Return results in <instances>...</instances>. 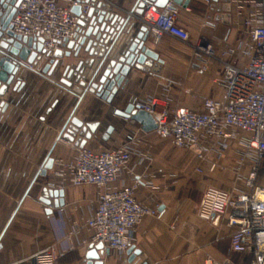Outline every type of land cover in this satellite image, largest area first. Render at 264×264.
<instances>
[{
  "label": "crops",
  "instance_id": "obj_1",
  "mask_svg": "<svg viewBox=\"0 0 264 264\" xmlns=\"http://www.w3.org/2000/svg\"><path fill=\"white\" fill-rule=\"evenodd\" d=\"M136 1L107 2L114 11L127 15ZM217 4L219 7L222 1L218 0ZM207 6L204 0H191L189 9H180L178 22L190 32L192 41L206 36L216 46L223 47L234 44L241 35L246 37L232 28L231 23L216 21L213 26H203ZM140 17L136 19L137 28L143 24ZM150 42L164 60L161 73H146L132 67L111 103L97 93L85 92L84 88L74 90L75 82L70 87L62 82L66 66L76 67L81 59L96 58L85 51V45L78 58H61L51 75L22 67L18 75L26 82L23 89L14 91L13 83L0 96V102L9 103L8 108L0 112V264H38L36 254L51 248L57 252L54 264H87L91 231L84 223L95 203L96 187H63L65 204L52 206L51 214L41 201L44 188L58 181L52 169L45 176L40 175L47 157L51 154L54 159H66L79 148L67 140H58L74 110L84 122H100L86 146L103 150L116 148L132 138L136 121L116 111L125 110L130 103L146 95L157 80L174 82L172 107L186 105L200 111L203 108L201 95L221 96L222 87L216 82L223 76L219 62H213L208 72H202L186 43L169 35L158 43L151 37ZM48 61L45 58L41 68ZM185 89L193 93H186ZM110 125L114 130L105 139ZM144 143V149L151 151L152 170L164 171L167 176L154 179L160 191L144 188L138 192V197L147 203L155 198L159 214L144 216L137 226L135 249L140 252L133 261L127 251L121 255L110 251L103 256V264H204L208 257L249 264V253L234 252L231 248V229L226 216L214 223L198 215L204 190L208 186L230 188L235 182L233 172L197 173L195 168L199 163L193 153L187 157L169 152L172 140L157 137L153 132L144 135ZM224 160L232 163L233 152H228ZM174 174L177 175L174 178L169 176ZM258 180L264 185V163ZM69 236L73 240L70 241ZM72 241L74 248L69 247Z\"/></svg>",
  "mask_w": 264,
  "mask_h": 264
},
{
  "label": "built area",
  "instance_id": "obj_2",
  "mask_svg": "<svg viewBox=\"0 0 264 264\" xmlns=\"http://www.w3.org/2000/svg\"><path fill=\"white\" fill-rule=\"evenodd\" d=\"M204 2L208 10L203 26H213L217 1ZM78 4V0H22L10 21L12 31L36 41L43 39L44 48L53 53L63 42L82 34L80 16L72 11ZM230 4L231 27L246 37L241 35L234 44L218 47L206 36L191 40L190 32L178 22L182 6L173 0L163 7L146 2L140 18L154 41L169 35L190 45L193 61L202 72L219 62L223 76L216 82L223 91L220 97L201 95L200 111L186 105L172 107L174 82L161 79L134 103L153 115L157 124L153 133L195 155L197 173L233 172L235 182L230 188L208 186L204 190L198 215L214 223L226 216L232 250L249 253V264H264V185L258 180L264 163V0H231ZM89 9V3L82 4L83 15ZM45 58L51 57L43 56L38 65L20 61L23 68L42 73ZM136 126L132 138L118 147H79L69 158L54 159L52 168L58 181L50 187H96L97 197L84 227L91 231V243H103L105 249L119 255L137 243L136 230L143 217L159 214L155 198L147 203L138 192L144 188L160 191L154 179L167 176L164 171L152 170L151 151L141 146L148 132L140 123ZM230 151L233 161L228 164L224 159ZM68 239L73 240L72 236ZM69 247H75L73 241ZM56 258L54 248L36 254L38 264H54ZM204 264L237 263L208 257Z\"/></svg>",
  "mask_w": 264,
  "mask_h": 264
},
{
  "label": "water",
  "instance_id": "obj_3",
  "mask_svg": "<svg viewBox=\"0 0 264 264\" xmlns=\"http://www.w3.org/2000/svg\"><path fill=\"white\" fill-rule=\"evenodd\" d=\"M163 7L169 0H137L131 13L122 15L114 11L107 0H78L79 4L72 7V11L80 16L82 34L76 40H67L62 43V48L53 53L43 46V39L36 41L32 37L15 34L10 21L22 0H0V96H3L8 87L14 83L13 90L21 91L26 82L19 74L22 67L21 59L35 65L45 57H51L42 69L43 73L51 75L57 68L59 61L64 57L78 58L82 47L90 56L96 58L81 59L76 67L66 66L62 82L69 87L77 83L74 90L97 93L107 102L111 103L119 88L123 86L125 78L132 67L146 73H161L164 60L159 52L151 47V35L145 25L137 28V20L143 13L146 2H153ZM179 6L189 7L191 0H173ZM218 1V0H215ZM216 15L217 21L231 23V0H221ZM89 3L87 15L82 14V4ZM223 12V13H222ZM134 19V20H133ZM137 19V20H136ZM63 47H67L65 51ZM33 50H32V49ZM71 80V78H73ZM84 93V92H83ZM9 106L6 101L0 102V112ZM74 110L62 128L59 138L72 142L74 145L85 147L88 140L97 132L100 122H84L76 116ZM116 113L125 118H131L140 123L145 132H152L157 124L152 114L138 109L135 103H130L125 110ZM114 130L110 125L104 138H108ZM54 158L51 154L47 157L40 175H46L53 168ZM65 189L46 186L41 196V201L47 206L46 212H53L51 205L61 207L65 204ZM51 198H54L52 201ZM135 250V252H134ZM140 251L131 246L127 253L133 261ZM110 254V249L104 248L103 243H90L86 254L87 264H103V256ZM143 264H148L144 262Z\"/></svg>",
  "mask_w": 264,
  "mask_h": 264
},
{
  "label": "rangeland",
  "instance_id": "obj_4",
  "mask_svg": "<svg viewBox=\"0 0 264 264\" xmlns=\"http://www.w3.org/2000/svg\"><path fill=\"white\" fill-rule=\"evenodd\" d=\"M187 48L188 49H192L191 47H190V45H188L187 44ZM157 137H160L159 135H157L156 133H154ZM173 145V144H172ZM171 145V149H169V152L171 151V152H173V153H182L183 155H185V156H187V157H189L190 156V153H192L190 150H188V149H184V148H178V147H175L174 145L172 146ZM141 146L144 148L145 147V143L144 144H141ZM149 150V149H148ZM224 185H226V183H224Z\"/></svg>",
  "mask_w": 264,
  "mask_h": 264
}]
</instances>
